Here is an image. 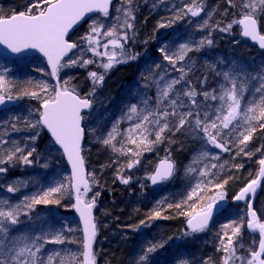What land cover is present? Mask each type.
Masks as SVG:
<instances>
[{
  "label": "snow or ice",
  "instance_id": "1",
  "mask_svg": "<svg viewBox=\"0 0 264 264\" xmlns=\"http://www.w3.org/2000/svg\"><path fill=\"white\" fill-rule=\"evenodd\" d=\"M133 2L134 0H123V5L117 9L116 22L107 27V30H103L106 26L100 20H93L88 31L80 38L86 42L87 47L81 49V56L74 59L68 58L69 53L77 49L78 44L66 38L69 30L88 13L99 12L107 17L111 0H24L18 6L23 10L17 11L14 8L6 12L0 9V45L5 46L10 53L20 54L19 59L28 54L26 50H38L46 57L51 69L49 75L53 78L59 77L62 69L87 67L91 64H97L98 68L103 69V72L88 73L93 87L81 96L78 89L72 86L71 77L64 80L63 84L57 79L55 85L29 79L23 82L24 87L18 91V82L9 76L10 69L0 66V105L23 97L38 100L39 108L34 110L38 113V119L32 121L25 117L26 127L46 128L55 144L63 149L72 166L70 176L56 180L52 186L41 188L31 196L25 195L18 203L0 199V264H54V261L56 264H96L93 241L97 235V225L92 209L99 193L92 196L91 201L85 199L91 191V184L96 181L93 173L85 172L81 141L86 134L84 124L91 116L90 110L95 104L96 89L103 84L107 72L117 64L136 60L140 55L127 47L128 42L135 39ZM228 3L236 9L233 15L238 13L239 18H234L220 28V31L228 32L237 24L241 28L242 36L258 42L259 47L264 49V32L259 25L260 18L264 16V0H228ZM174 11L176 14L173 19L168 23H159L158 28L171 27L176 20H182L189 15L200 16L205 11L204 0H191ZM212 15L209 12L208 18L197 24V30L207 31L219 27V23H210ZM101 37L107 38L106 43H101ZM209 37L211 31H208L207 37L198 41L188 39L178 46L163 44L159 47L157 51L167 63H155L148 69V75L141 74V79L146 83L129 95V100L135 102L124 105L121 115L106 133L102 127L88 128L87 131L114 154L128 158V162L118 169V174L124 167H135L143 152H150L157 145L166 142L169 145L175 143L172 137L177 134L187 131L194 134V139L202 142L201 150L193 155L184 169L189 182L192 179L196 182L191 184L186 196L178 203L167 205L168 208L175 207L178 214L186 218L184 236L205 231L219 202L226 200L225 186L229 180L215 182L218 174L213 170H222L227 162L219 165L206 163L209 159H219L218 154L210 155L207 146L211 145L223 152L236 149V156L244 155L249 158L261 153L255 178L250 179L232 197L233 201H243L247 205L246 212L239 217V222L232 220L221 225V233L217 234L219 243L216 251L221 254L219 264H264V219L254 208L255 195L264 184V145L256 148L255 152L247 150L256 133L264 131V64L252 75L235 65L228 70L217 71L215 64L205 63V79L198 83L206 84L207 70L214 72L219 80L216 87L198 91L189 79L197 64L190 54L200 52L206 45L211 46L213 40ZM101 47L104 51H99ZM86 52H91L94 58L83 59ZM96 58H100L99 61ZM37 71L42 72L43 69ZM153 87L155 93L149 96L146 90ZM30 88L34 90H29ZM18 119L15 116L10 118L12 130H17L15 121ZM10 121L4 123L8 124ZM122 121L130 122L123 132ZM38 135L39 132L30 139L35 141ZM5 143L6 141L0 139V145ZM35 151V148L28 150L27 146L22 148L13 143L11 148L0 150V165H14L17 162L30 165V158ZM165 153L154 171L148 175L154 185L169 181L176 174V163L171 158V152L166 148ZM201 163L204 166L198 167ZM235 167L239 169L243 165L238 164ZM7 170V167L0 166V174ZM129 179L121 177V182L127 184ZM28 183L27 180L16 179L7 185L6 191L17 193ZM208 185L212 186L215 194L205 197ZM70 193H74L75 203L72 207L79 213L83 224L80 251L66 250L62 254L59 250L46 249L48 244L77 243L67 235L75 229L66 224L60 228L47 226V230H44V224H41L39 230L33 225L27 230L14 232V226L21 223L22 215H29L37 205H59L60 199L52 197L62 198ZM197 202L202 204L198 207ZM185 207L190 210L184 211ZM162 210L163 201H157L147 220H141L134 227L139 229L160 218ZM245 226L251 233H258L259 236L258 242L253 239L247 248L240 243ZM168 239L171 240L172 237ZM166 243L167 241L149 242L142 249L135 264H145L149 255L164 248ZM179 264H189V261L181 260ZM203 264H214V261L208 257Z\"/></svg>",
  "mask_w": 264,
  "mask_h": 264
},
{
  "label": "trees",
  "instance_id": "2",
  "mask_svg": "<svg viewBox=\"0 0 264 264\" xmlns=\"http://www.w3.org/2000/svg\"><path fill=\"white\" fill-rule=\"evenodd\" d=\"M190 2L191 0H134L135 39L130 40L127 47L133 53H139L140 55L136 60L114 66L105 75L103 84L96 89L98 97L101 98L100 102L95 100L93 106V109L98 110V114L93 115L97 120L92 121L89 117L84 124L86 134L82 146V154L87 170L94 174L96 181L91 186L94 190L97 189L96 191L100 192L94 207L97 235L93 250L96 254V264H135L138 256L142 254V249L149 242L159 243L163 241H167L164 248L150 254L145 264H179L181 260H187L189 264H203V261L208 257L213 259L214 264H219L221 254L217 253L216 247L219 243L217 234L221 233V225L232 220L239 222V217L244 214V208L240 206L241 203H233L232 197L250 179L255 178L258 170L257 161L261 158V153H256L252 158H249L244 155L236 156V149L231 152H223L211 145L207 146L210 155L218 154L219 159H209L205 161L206 163L219 165L227 162L226 167L222 170L217 168L213 171L218 174L215 182L222 183L225 179L229 180V183L225 186L228 204L214 215L205 231L191 236H184L186 218L179 215L175 207L168 208L167 205L178 203L186 196L191 184L196 182L195 179H192L191 183L189 182V178L185 177L184 169L192 160L193 155L201 150L202 142L194 139V134L185 131L172 137L176 141L175 143L169 145L166 142L157 145L150 152H143L140 157L142 163L140 166L143 167L141 173L145 175L150 169H153L156 162L166 155L165 149L167 148L171 152V158L176 163L175 176L164 182L165 184L152 188L148 186V178L147 180L146 178L144 180L138 178L134 183L123 186L118 179V175L121 173L120 171L118 174V169L128 162V158L114 154L110 148L102 146L87 131L88 128L102 127L106 133L111 128L112 123L121 115L124 105L128 102H135L129 100V95L131 91L141 88L146 83L141 79V74L148 75V69L154 66L155 63H167L163 61L162 56L157 51L163 44L178 46L188 39L198 41L202 37H207L208 31H211V37L209 38L213 40V44L211 46L206 45L200 52L190 54L197 61V64L195 72L189 75V79L193 81L198 91L216 87L219 80L214 72L207 70L206 84L201 85L198 83V81L205 79V68L203 67L205 63L215 64L217 71L228 70L233 65L245 69L252 75L257 70L259 71L260 66L264 63V51L251 45L240 36L239 25L234 24L230 30L231 33L237 34L239 37L232 39L230 34H220V28L226 26L228 20L231 22L234 18H239L238 13L235 16L233 15L236 9L232 6L225 7L228 0H204L205 11L200 16L191 17L189 15L182 20H176L171 27L158 28L159 23H168L173 19L176 14L174 9L182 8L184 3ZM22 3H24V0H0V9L8 12L15 8L20 11L23 9L18 6ZM209 12L213 13L210 23L212 25L219 23V27L210 28L207 31L197 30V24L208 18ZM224 13L226 14L224 15ZM97 17L100 18V15ZM141 21H144L147 26L153 29L151 37H140L138 39V28ZM88 22H85L71 36L74 42L78 43V40L85 35ZM259 25L263 32L261 19ZM144 33L147 35L145 31ZM106 39L102 38L101 43H105ZM99 51L101 50L99 49ZM90 55L93 59V55ZM75 57H77V54L72 52L68 58L74 59ZM0 62L5 65L4 67L10 69L9 76L18 82V91L24 87L23 82L29 79L33 82L44 81L49 85H54L44 61L40 57H27L19 61L0 60ZM37 69H43V71H37ZM92 71L103 72V69L98 68L97 64L62 69L58 79L63 84L64 80L71 77L72 86H75L80 95L83 96L88 92L85 88L80 87L79 77L84 75L91 89L93 85L88 73ZM29 90L34 89L30 88ZM146 91L149 96H153L155 88ZM12 94L16 95V92ZM19 100L18 106L0 111V139L6 141L5 144L0 145V150L11 148L13 143H16L22 148L27 146L28 150L35 148L36 151L30 158L32 159L30 165H22L18 162L14 165H0L8 169L6 173L0 174V199H8L13 204L18 203L25 195L31 196L41 188L52 186L59 179L54 176V170H45L47 168L42 165V160L37 161L41 155V150L48 146L50 142L54 145L52 146L53 150H58L56 145L46 135L42 126L32 129L25 125V117L32 121L38 119V113L34 110L39 108L40 102L29 97H23ZM14 116L19 118L15 121L17 130L11 128L10 118ZM4 121L10 122L5 124ZM129 123L122 121V132L123 129L129 127ZM37 132H39V135L35 141H32L30 138L36 136ZM262 145H264V131H258L255 138L249 143L247 150L255 152L256 148ZM129 147L134 148L132 145H129ZM131 158L135 159V157ZM238 164H242L243 167L236 168L235 165ZM203 166L204 163L198 165V167ZM64 171L67 173L66 166L60 171L57 169V176H64L61 174ZM67 176H69L68 173ZM38 177L40 181L34 186L28 183L26 187L17 193L6 191L7 185L13 183L16 179L30 180L29 182H31ZM214 194L212 186L208 185L205 197ZM52 198L60 199V204L37 205L30 213L31 220L28 222L27 215H22L20 217L21 223L14 226V232L27 230L33 225L39 230L41 224H44V230H47V226L60 228L66 224L68 227L75 229L73 233L67 235L70 240L74 239L77 243L48 244L45 246L46 249L48 251L59 250L62 254L66 250L80 251L81 245L79 242L82 241V236L79 223L72 211V193L65 194L62 198L60 196H53ZM157 201H163L162 216L136 229L134 226L138 225L141 220H147ZM201 204L202 202H197L198 207ZM254 208L264 219V184L260 186V190L257 192ZM188 210L190 209L184 208V211ZM164 216L169 218L164 219ZM255 235L256 233H251L245 226L240 243L247 248ZM169 237H172V239L169 240ZM54 264H56L55 261Z\"/></svg>",
  "mask_w": 264,
  "mask_h": 264
},
{
  "label": "rangeland",
  "instance_id": "3",
  "mask_svg": "<svg viewBox=\"0 0 264 264\" xmlns=\"http://www.w3.org/2000/svg\"><path fill=\"white\" fill-rule=\"evenodd\" d=\"M114 5H115V6H114ZM114 5H112V8H111V10H110V12H109V15H108L107 17H105V16H103V15H100V18L97 17V16L92 17V18L89 20V22H88V24H87V26H86L87 31H88L89 25L92 23L93 20H100V21L106 26L105 29H103V30H107V27H111L112 24L116 22L115 18H116L117 15H118V13H117V9L123 5V0H117V1H115ZM229 6H231V5H229V3L226 2L225 7L227 8V7H229ZM225 14H226V13H224V15H225ZM260 19H261V21H262V27L264 28V16H262ZM228 23H230L229 20H228ZM239 27H240V26H239ZM263 32H264V31H263ZM220 34H221V35H223V34H230V37H231L232 39L235 38V37H239V35H237V34H233V33H231L230 31H228V32L220 31ZM240 34H241V29H240ZM240 36H241V35H240ZM102 38H104V37H101L100 39H102ZM105 43H106V40H105ZM77 44H78V48H77V49H74L73 52H75V53L77 54V56H81V49H85V48L87 47V44H86V42L81 41V39L78 40V43H77ZM100 50H101V51H104L103 47H101ZM90 54H92V53H91V52H86V53L83 55L82 58H83V59H91V55H90ZM92 55H93V54H92ZM87 57H88V58H87ZM96 59L98 60L99 58H96ZM263 64H264V63H263ZM0 66H5V65L1 64V62H0ZM260 68H261V66H260ZM260 68H259V70H260ZM257 71H258V70H257ZM255 74H256V73H254L253 75H255ZM79 81H80V83H79L80 87L85 88V90H86L87 92H89V91L91 90V89L89 88V86H88L87 80H86V78L84 77V75H82V79H79ZM95 100H97V101H99V102H100V100H101V98L98 97L97 93H95ZM102 101H103V99H102ZM90 111L92 112V114H91V116H90V119H91L92 121L97 120V119H95V117H94L93 115H94V114H98V113H97L98 110H97L96 108H94V109L92 108ZM52 146H54V145L50 142L48 146H46L44 149H42V150H41V155H40V157H39V159H38L37 161L42 160V161H43V162H42V165H44V166L47 165V167H46L47 169H45L46 171L52 169V170H54V176L58 177L59 179H63V177L67 176L68 171H67V173H66L65 171H64L63 173H61V174L64 175V176H57V175H58V174H57V169H58V171H60V170H61L62 168H64L66 165H65V162H64V160H63V158H62L61 152H60L59 150H53V149H52ZM140 164H142V163H141V160H140V162H139L135 167H133L132 169H128V168H126V167L123 168V170L121 171V173L118 175V179H119L120 183H121L123 186H128V185L134 183L138 178H141L142 180H144V178H146V180H147L148 175L151 173V171H152L153 169H150V170L148 171V173L144 175L143 173H141L143 167L141 168ZM143 166H144V164H143ZM51 176H52V175H51ZM121 177H123V178H130V179H129V183H127V184L122 183V182H121ZM28 181H30V180H28ZM38 181H40V178H39V177L36 178L35 180H32V181L29 182V183H30L31 185L34 186ZM164 184H165V183H164ZM96 190H97V189H96ZM96 190H94V188H92V186H91V191H90V193L88 194V196L85 197V199H87L88 201H91L93 194L100 193V192H98V191H96ZM259 190H260V187H259V189H258V192H259ZM240 206H241L242 208H244V212H246L247 205H246L244 202H242V203L240 204ZM258 215H259V214H258ZM27 218H28V222H29V221L31 220L32 216L29 214V215H27ZM253 239H255V240L258 242V239H259L258 233H256V235L253 237ZM253 239H252V241H253Z\"/></svg>",
  "mask_w": 264,
  "mask_h": 264
},
{
  "label": "water",
  "instance_id": "4",
  "mask_svg": "<svg viewBox=\"0 0 264 264\" xmlns=\"http://www.w3.org/2000/svg\"><path fill=\"white\" fill-rule=\"evenodd\" d=\"M114 2H115V0H111L110 6H109V12H110L111 6H112V4H113ZM100 14H101V13H99V12L88 13V14L86 15L85 18H83L80 22L77 23V25H74L73 28L69 30V33H68V35H67L66 38H68L71 42H73V41L71 40V36H72L73 32H74L77 28H79V27H80L85 21L89 20V19L92 18L93 16L100 15ZM101 15H102V14H101ZM243 37H244V36H243ZM244 38H245L246 40H248L249 42H251V44L256 45L260 50L264 51V49H261V48L259 47L258 42L252 41L250 38H247V37H244ZM72 51H73V50H72ZM26 52H27L28 54H27L25 57H40V58H42V59L44 60V64H45V66H46L48 72H49V73L51 72V69H50V67H49L48 64H47V59H46V57L43 56L42 53H40L38 50H35V49H29V50H26ZM71 53H72V52H71ZM71 53H69V55H70ZM19 56H20V54H13V53H10V51L7 50V49L5 48V46L0 45V59H2V60H20V59L18 58ZM25 57H24V58H25ZM51 78H52V80H53V82H54V85H55V84L57 83V79H58V78H53V77H51ZM19 103H20V100L8 101V102H6L5 104L0 105V111H2V110H9V109H11V108H14V107L18 106ZM85 111H89V110H85ZM42 127H43V126H42ZM43 130H44V132L46 133V135H47V136H48V137L54 142V139L52 138L51 133H50L46 128H44V127H43ZM84 138H85V137H84ZM84 138H83L82 141H81V155H82V156H83V154H82V146H83V143H84ZM54 143H55V142H54ZM55 145H56V144H55ZM56 147L60 150V152H61V154H62L63 160H64V162H65V164H66V166H67V170H68V172H69V176H70V175H71V172H72V166H71V164L69 163L67 156L64 154L63 149H62L59 145H56ZM158 162H159V160L156 162V164H157ZM156 164H155V166H156ZM155 166H154L152 172L154 171ZM84 169H85V172H88V170H87V168H86L85 161H84ZM152 172H151V173H152ZM151 173H150V174H151ZM147 181H148V186H149L150 188H152V187H156V186H159V185H162V184L164 183V182H162V183H159V184L154 185V184H152V182H151L150 179H148ZM165 182H166V181H165ZM258 189H259V188H258ZM257 192H258V191H257ZM72 195H73V200H72V205H73V204L75 203L74 193H72ZM256 195H257V193H256ZM256 195H255V198H256ZM232 202L235 203V204H238V203H241V202H243V201H233V200H232ZM254 202H255V199H254ZM227 204H228V201H227V200L220 201V202H219V206L216 208V210H215L214 213H213V217H214V215H215L218 211H220V210H221L225 205H227ZM72 211H73V214H74L75 218L77 219V221H78V223H79L80 231H81V236H82V239H83V232H82L83 224H82V222H81V220H80V215H79V213H78L73 207H72ZM92 215H93V217L95 218V215H94V207H93V209H92ZM213 217H212V219H213ZM212 219H211V220H212ZM211 220L209 221V224H210ZM95 238H96V237H95ZM94 242H95V239H94V241H93V248H94Z\"/></svg>",
  "mask_w": 264,
  "mask_h": 264
},
{
  "label": "bare ground",
  "instance_id": "5",
  "mask_svg": "<svg viewBox=\"0 0 264 264\" xmlns=\"http://www.w3.org/2000/svg\"><path fill=\"white\" fill-rule=\"evenodd\" d=\"M115 3V2H114ZM114 3L112 4V5H114ZM111 8H112V6H111ZM111 10V9H110ZM90 20V19H89ZM89 20H87V21H89ZM87 21H85V22H87ZM84 22V23H85ZM83 23V24H84ZM82 24V25H83ZM81 25V26H82ZM80 26V27H81ZM79 27V28H80ZM79 28H77L74 32H73V34H75V32L79 29ZM241 29V28H240ZM138 33H139V37H138V39L141 37V38H147V37H151V35L153 34V29H151V27L150 26H147L146 25V23L144 22V21H141L140 22V26H139V28H138ZM144 31L147 33V35L144 33ZM148 31V32H147ZM72 34V35H73ZM241 35V34H240ZM241 37L244 39V40H246L242 35H241ZM246 41H248V40H246ZM249 42V41H248ZM250 44H251V42H249ZM251 45H253V44H251ZM253 46H255V47H257L256 45H253ZM258 48V47H257ZM259 49V48H258ZM0 60H2V59H0ZM9 61H19V60H9ZM79 79H82V77H79Z\"/></svg>",
  "mask_w": 264,
  "mask_h": 264
}]
</instances>
